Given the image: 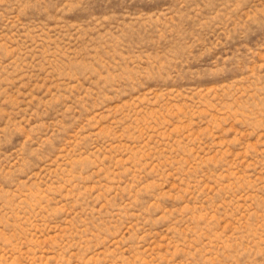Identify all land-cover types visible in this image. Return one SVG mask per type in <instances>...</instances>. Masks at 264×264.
<instances>
[{"label":"rangeland","instance_id":"obj_1","mask_svg":"<svg viewBox=\"0 0 264 264\" xmlns=\"http://www.w3.org/2000/svg\"><path fill=\"white\" fill-rule=\"evenodd\" d=\"M0 264H264V0H0Z\"/></svg>","mask_w":264,"mask_h":264}]
</instances>
